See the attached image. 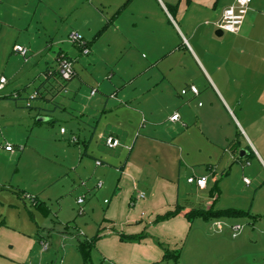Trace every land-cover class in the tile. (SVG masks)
<instances>
[{
    "label": "rangeland",
    "instance_id": "rangeland-1",
    "mask_svg": "<svg viewBox=\"0 0 264 264\" xmlns=\"http://www.w3.org/2000/svg\"><path fill=\"white\" fill-rule=\"evenodd\" d=\"M102 25L86 0H0V77L7 80L0 92V142L14 147L12 154L0 148V223L3 220L8 227L0 228L4 230L0 248L22 256L27 242H15L19 235L32 245L22 264H83L78 243L91 239L106 206L101 194L107 186L102 190L95 187L98 179L105 183L100 172H116L107 183L114 188L119 181L114 167L135 145L138 132L140 137H157L178 149L181 164L174 161L173 165L179 170L181 202L187 199L197 205L199 199L210 200L216 195L217 199L211 200L214 210L248 213L220 218L224 226L218 234L210 223L197 221L210 243L220 237L219 242L227 248L209 253V264H264V166L251 156L253 149L247 139L258 149L264 146V124L262 129L252 125L264 117L263 51L237 41V62L231 66L233 80L225 82L227 90L221 85L226 71L218 77L219 72L202 58L203 66L194 58L195 63L187 58L182 62L190 84L198 90L196 98L189 84L167 86L170 77L164 82L157 78L154 86L155 71H143L133 78L134 83L130 78L132 83L122 88L124 82L112 73L116 66L128 72L133 61L144 69L152 46L159 48L160 42L148 43L146 33H141L145 27H141L139 39L144 44L130 60L118 46L108 47V36L99 40L93 52L90 42ZM209 28L215 34L216 28ZM72 31L88 43L89 54H81L69 42ZM15 45L27 50L26 60L13 51ZM253 51L255 57H251ZM59 54L74 60L75 76L67 83L47 79L56 69ZM51 86H64L67 93L57 91L54 103L31 96ZM253 87L258 88L257 93ZM91 89L97 91L94 97ZM20 90L23 99L14 98ZM113 94L118 95L113 98ZM28 96L32 99H26ZM175 113L180 121L172 125L169 118ZM109 134L119 138L121 147L112 150L104 146V137ZM241 151L246 153L243 157L239 156ZM173 156L168 151L167 158ZM96 161L102 164L97 166ZM190 176L206 177L207 187L196 191L195 185L186 181ZM26 195L32 199L24 198ZM83 195L84 214L79 215L76 200ZM230 224L242 226L236 238H232ZM0 264L15 263L0 257ZM87 264L98 262L92 259Z\"/></svg>",
    "mask_w": 264,
    "mask_h": 264
},
{
    "label": "crops",
    "instance_id": "crops-1",
    "mask_svg": "<svg viewBox=\"0 0 264 264\" xmlns=\"http://www.w3.org/2000/svg\"><path fill=\"white\" fill-rule=\"evenodd\" d=\"M234 1L86 0L90 11H94L99 16L100 23H103L102 27L93 34L90 43L91 45L94 44L93 52H96V45L99 40L108 36V47L118 46L119 52L125 56L130 55L128 57L130 60L131 55L136 54L140 46L144 44L139 39V31L141 27H145L141 33H146L144 36L148 43L152 44V40L156 39L160 42V46L155 48L150 44L152 54L144 64V69L133 61L129 62L130 69L128 72H124L120 66H116V72L112 71V73L118 74V78L122 83L124 82L122 88L128 82L132 83L136 76H141L143 71H155L157 74L153 75L156 79L160 78V82H164L166 77H170L166 83L171 88L177 85L188 87V84H193H190V78L185 74L186 69L182 62L184 58H187V60L195 63L194 59H196L203 66L202 58L211 69L214 68L219 72L218 77L223 71H226L221 78V85L224 90H227L228 85L225 82H227V78L230 81L231 66L237 62V41L241 44L250 45L252 49L260 48L261 52L264 53V0H251L249 10L237 34H229V37L219 39L228 33L217 37L209 28V26L216 28L215 24L219 21L222 12ZM107 22L109 24L102 29ZM162 30L164 31L162 32ZM167 31H169V35ZM251 55V57L256 56L254 51ZM262 62L264 63V58ZM125 73H131L133 76L128 77ZM50 75L51 72L48 76ZM208 77L210 78L209 75ZM130 78L131 81H129ZM210 81L213 83L211 78ZM155 82L156 84L153 85L157 86L159 79ZM59 88V86L56 88L44 87L42 91H36L39 96L34 99L54 103ZM216 89L218 90L217 87ZM252 90L257 93L258 88L253 87ZM123 91L124 89L121 92ZM96 94L97 91L91 96L94 97ZM117 95L113 94L114 97L111 95V98H116ZM191 95L194 98L197 97V95ZM31 96L26 97V99H32ZM14 98L23 99L21 90L15 93ZM26 107L31 108V105L27 103ZM256 121L254 120L252 125L254 123L256 126L260 125V129H262L264 117L262 116ZM169 123L173 125L178 122L169 121ZM109 135L119 140L116 135ZM136 136L137 138L140 137L138 132ZM137 138L135 145L130 148L125 159L118 161V167H114V169H118L119 173V181L114 188L109 187L107 183L116 172L113 171L112 173V170L100 172V175L105 179V183L102 182L101 190L107 186L106 189H103L105 192L101 194L104 198L103 204L106 206L102 214V223L97 226L94 235L91 237L97 236V239L90 251L89 262L92 263L93 259L98 264H209V253H220L227 248L224 249L219 242L220 237L211 240L213 244L210 243L203 234L202 226L197 221L210 223L212 230L213 222H221L222 230L220 233L223 231L224 222L219 219L204 220L200 217L187 219L182 214L167 220H157V218L167 212L174 211L177 206L182 213L193 208L214 210L211 200L217 199L216 195L212 196L210 200L202 198L203 201H201L199 199L197 205L191 204L190 200L187 199L181 202L178 181L179 170H175L173 165L174 161L181 164L178 149L174 148L172 143L169 144L157 137L141 135L139 139ZM247 139L253 149V152H250L251 156L257 163L259 162L264 166V146L261 148L258 145V149L249 137ZM168 151L174 153L175 156L168 159ZM96 162L102 164L101 161ZM195 189L200 192L204 190L196 186ZM138 193H144L145 198L136 200L135 196ZM16 195L18 198H22L21 192H17ZM229 226L227 225L228 229ZM1 227L8 228L3 220L0 223ZM2 231L4 230L1 229L0 233ZM121 236L128 239H121ZM15 237L19 239L15 242H21L20 240L27 242L23 255L19 257L13 254L12 249L0 248V257H6L15 264H22L28 259L32 246L31 241L19 235ZM165 249L173 255V258L163 259Z\"/></svg>",
    "mask_w": 264,
    "mask_h": 264
},
{
    "label": "built area",
    "instance_id": "built-area-1",
    "mask_svg": "<svg viewBox=\"0 0 264 264\" xmlns=\"http://www.w3.org/2000/svg\"><path fill=\"white\" fill-rule=\"evenodd\" d=\"M250 4H251V0H235L232 5L224 9V11L222 12L219 21L215 24L216 30L220 31L222 34L224 33L237 34L244 22ZM68 39L71 44L77 46L81 54L83 55L89 54V48L87 47L88 44L84 41L83 37L79 33L72 31L69 34ZM13 51L18 53L20 56L24 58V60H26L27 50L25 48L19 45H15L13 47ZM55 61H56V71L60 82L67 83L71 81L75 76L74 60L67 57L66 54H59L55 59ZM6 84H7V80L1 76L0 92L4 89V86ZM189 91L193 95L198 94V90L193 85L189 87ZM95 92L96 90L93 89L91 95H93ZM59 93L66 94L67 93L66 88L64 86L63 87L60 86ZM181 93L184 94L185 91L182 90ZM37 95L38 94L34 92L33 98H36ZM169 121L178 122L179 115L177 113L173 114L172 116H170ZM61 133L63 134V130H61ZM73 141H75V139H73ZM104 146L108 149L113 150L121 147V142L117 138L109 135L104 138ZM0 148H3L6 152H10V153L14 152V147L8 143L4 145L0 143ZM21 149L22 148H20V150ZM96 165H100V162H96ZM187 183L194 184L199 189H204L206 187V178L189 177L187 179ZM244 183L249 184V181L247 179H244ZM102 186L103 183L100 180H98L95 185L96 189H101ZM24 198L32 199L29 195L24 196ZM144 198H145L144 193H138L135 196L136 200H143ZM84 202H85V196H81L76 200V204L79 207L78 210L79 215L84 214V208H83ZM212 227L213 230H215L216 232H220L222 230V223L219 221H215L213 222ZM230 230L232 233V238H236L238 234H240L242 230V226L238 224H234L230 226ZM40 244L42 249L46 250L45 242L41 241Z\"/></svg>",
    "mask_w": 264,
    "mask_h": 264
},
{
    "label": "trees",
    "instance_id": "trees-1",
    "mask_svg": "<svg viewBox=\"0 0 264 264\" xmlns=\"http://www.w3.org/2000/svg\"><path fill=\"white\" fill-rule=\"evenodd\" d=\"M108 24H109V22H107L102 29H104ZM50 77L58 78L56 69H54L51 72V75L48 76L47 79ZM36 93L38 94V92H36ZM181 214L187 219L200 217L204 220H214V219H220V218H236V217L248 215V213H246L244 211L233 210V209L204 210V209L193 208V209H190L189 211H187L185 213H182L181 209L177 206L174 211L167 212L163 216H159L157 218V220H167V219H170L174 216L181 215ZM96 239H97V236H94L93 238H91L89 240H84L83 242L78 243V252L80 253L83 264H87L90 261V251H91L93 243L95 242ZM121 239H128V238L121 236ZM170 257L173 258V255L168 250L165 249L163 259H169Z\"/></svg>",
    "mask_w": 264,
    "mask_h": 264
},
{
    "label": "water",
    "instance_id": "water-1",
    "mask_svg": "<svg viewBox=\"0 0 264 264\" xmlns=\"http://www.w3.org/2000/svg\"><path fill=\"white\" fill-rule=\"evenodd\" d=\"M215 35H216L217 37H220V36H222V33H221L220 31H216V32H215ZM245 154H246V153H245L244 151H241L240 154H239V156H240V157H243Z\"/></svg>",
    "mask_w": 264,
    "mask_h": 264
}]
</instances>
